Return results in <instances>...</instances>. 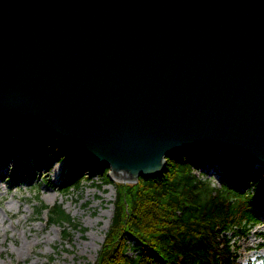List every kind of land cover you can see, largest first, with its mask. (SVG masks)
<instances>
[{
	"label": "water",
	"instance_id": "95a60500",
	"mask_svg": "<svg viewBox=\"0 0 264 264\" xmlns=\"http://www.w3.org/2000/svg\"><path fill=\"white\" fill-rule=\"evenodd\" d=\"M113 179L212 152L264 167V0H0V127Z\"/></svg>",
	"mask_w": 264,
	"mask_h": 264
},
{
	"label": "trees",
	"instance_id": "16d2710c",
	"mask_svg": "<svg viewBox=\"0 0 264 264\" xmlns=\"http://www.w3.org/2000/svg\"><path fill=\"white\" fill-rule=\"evenodd\" d=\"M14 130L0 127L3 156H10ZM13 142L19 161L34 150L40 162L62 161L66 171L56 185L60 190L77 188L93 174L102 184H113L110 222L94 260L86 264H242L232 235L245 234L258 221L255 210H264V167L241 158L171 154L160 173L121 182L108 175V167L102 169L50 134L35 136L18 128ZM206 163L222 169L219 185L193 171ZM42 209L47 223L76 224L60 203H42L37 212Z\"/></svg>",
	"mask_w": 264,
	"mask_h": 264
},
{
	"label": "rangeland",
	"instance_id": "374dc122",
	"mask_svg": "<svg viewBox=\"0 0 264 264\" xmlns=\"http://www.w3.org/2000/svg\"><path fill=\"white\" fill-rule=\"evenodd\" d=\"M18 128L15 126L9 141L10 156H3L5 149L0 152V264L93 261L112 216L113 184H102L101 177L93 174L77 188L60 190L56 185L66 171L62 161L41 163L36 150L27 153L24 160L15 159L19 152L13 139ZM196 169L198 175L209 178L213 185L223 180L222 169L216 163ZM53 202L60 203L76 224L47 223L46 210L40 213L37 210L42 203ZM255 214L258 221L245 234L232 235L231 239L237 240L239 259L244 264H264V210H255Z\"/></svg>",
	"mask_w": 264,
	"mask_h": 264
},
{
	"label": "bare ground",
	"instance_id": "6f19581e",
	"mask_svg": "<svg viewBox=\"0 0 264 264\" xmlns=\"http://www.w3.org/2000/svg\"><path fill=\"white\" fill-rule=\"evenodd\" d=\"M9 127H11V126H9ZM50 135H52V136H55V135H53V134H50ZM56 137V136H55ZM12 143V142H11ZM10 146V145H9ZM17 146V145H16ZM11 149V148H10ZM24 166V165H23ZM215 171V170H214Z\"/></svg>",
	"mask_w": 264,
	"mask_h": 264
}]
</instances>
